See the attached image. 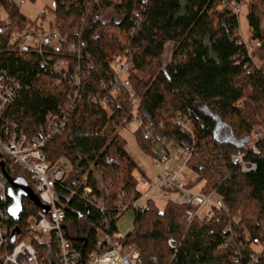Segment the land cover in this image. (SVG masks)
Instances as JSON below:
<instances>
[{"label": "trees", "instance_id": "16d2710c", "mask_svg": "<svg viewBox=\"0 0 264 264\" xmlns=\"http://www.w3.org/2000/svg\"><path fill=\"white\" fill-rule=\"evenodd\" d=\"M53 2L49 27L66 37L63 47L22 55L0 42V72L22 87L3 124L33 138L49 127L50 116H66V128L44 153L51 165L65 159L68 166L57 192L68 211L65 235L81 255V264L97 251L98 231L120 233L121 205L127 207L125 214H133V230L124 235L122 245L136 246L142 264H236V259L248 264L254 241L264 245V137L256 139L264 134V0ZM235 8L247 10L251 51L239 44ZM3 13L24 28L48 19L42 13L31 21L9 0H0V19ZM73 45L79 55L70 53ZM168 47L171 60L166 63ZM117 61L131 63L127 80L138 99L137 110L123 91L113 94L118 90L112 66ZM60 62L67 64L65 78L52 69V63ZM201 106L241 143L223 149L215 122ZM178 115L190 121L193 138L174 126ZM135 122V137L146 156L158 159V139L192 152L187 188L214 194L224 204L214 209L211 221L196 218L188 223L185 215L193 209L173 196L162 211L149 198L144 208L133 209L143 195L140 179L146 175L118 131ZM252 137L258 155L245 144ZM240 155L257 167L255 172L243 173L232 162ZM2 166L9 183L25 180L36 190L30 175L0 154ZM22 207L19 218L8 223L9 239L16 230L19 240L27 236L29 219L40 213L27 199ZM14 247L9 240L6 251ZM36 249L39 264H61L55 243Z\"/></svg>", "mask_w": 264, "mask_h": 264}, {"label": "built area", "instance_id": "2783aa9c", "mask_svg": "<svg viewBox=\"0 0 264 264\" xmlns=\"http://www.w3.org/2000/svg\"><path fill=\"white\" fill-rule=\"evenodd\" d=\"M6 40L7 45L14 48L20 54H28L33 50L43 52L44 48L62 46L66 39L56 32L41 31L32 28H22L14 26L9 22L0 25V41ZM70 52L79 53V50L73 46ZM51 63V60H49ZM65 68L64 64L56 67L52 66L55 71ZM120 74L128 71L127 65L121 63L119 66ZM128 88V84L124 83ZM20 83L12 77L0 73V152L6 155L10 161L25 170L32 177L37 185L40 200L42 204L50 208V212L42 218L41 225L49 226V232L54 235L59 243V257L61 264H81V255L73 250L71 244L65 236L64 226L67 222L68 211L61 203L60 196L57 192L59 184L66 175L64 168L65 161L62 160L55 165H49L43 155V149L56 136L61 134L66 128V116H50L49 127L43 131L39 138L28 139L22 135L17 127L9 126L7 122L3 124L4 115L10 106L14 103L21 92ZM133 99V96H131ZM104 107L105 104L103 103ZM134 110L137 107L134 106ZM4 126V127H2ZM175 127L181 129L190 137H194L189 122L181 116L175 120ZM152 135L149 129L146 130V137ZM156 149L160 150L158 162L162 166V176L158 178L155 184H150L147 178H141L140 184L147 187V191L142 195L140 201L133 206V209L139 210L146 206L147 199L152 193H158L164 200H169L172 196L178 203H182L194 209L185 215V220L192 223L197 217L203 220L211 221L215 212L214 209H222L224 204L221 199L214 194L204 195L194 192L186 186L185 170L191 159L192 152L179 150L172 143L158 139ZM255 147H253V150ZM232 162L241 168L245 173L251 172L255 167L253 164L245 162V156H235ZM10 183L0 169V222L8 219V202ZM175 191L174 194L169 192ZM90 191L86 190V194ZM74 194H72L73 196ZM121 210L125 214L127 207L121 205ZM101 213L105 212L104 208H98ZM97 255L92 254L87 264H141V254L136 247H125L123 254L115 252L117 243H121L122 236L114 235L109 239L105 234L99 235ZM170 248L175 249L176 244L173 240L168 242ZM257 248L256 254L251 256L249 264H259L264 262V246L258 240L254 241ZM7 244L3 241L0 244L2 255H0V264H39L38 257L32 252L29 246L22 245L13 249L11 253L6 251ZM11 255V256H8ZM236 259V264H239Z\"/></svg>", "mask_w": 264, "mask_h": 264}, {"label": "rangeland", "instance_id": "374dc122", "mask_svg": "<svg viewBox=\"0 0 264 264\" xmlns=\"http://www.w3.org/2000/svg\"><path fill=\"white\" fill-rule=\"evenodd\" d=\"M11 4H13L16 8H18L21 15L25 16L31 21H35L40 18L41 14L44 13L48 15V20H53V16L50 15V10L54 9V2L53 0H34V2H31L30 0H9ZM243 11V9H241ZM247 10L241 14L239 17L240 22V33L243 40L248 42L249 40V29L247 25ZM7 16L3 13L1 20L5 21L7 20ZM171 60V47H168L165 54V62L168 63ZM202 113L208 117H210L216 124V138L219 141L221 147L225 149V147L228 144H235V143H241L236 142L231 129L223 123L222 120H220L213 112L208 110L206 107L201 106L200 107ZM138 128L137 122L132 123L130 126L126 128H121L118 131V135L121 136L127 143V151L128 153L135 159L137 164L139 165L140 169L145 173L148 180H151L153 183H155V180L162 176V166L159 164L158 159L155 160L151 157L146 156L143 154L138 146L135 132ZM255 139L252 137L250 139V142H245L248 146H252ZM155 153L159 155L161 152L160 150L156 149ZM65 170H68V166H64ZM186 177V182L192 181V176L188 173L187 170L184 172ZM140 176L137 175V178ZM139 190L145 193V188L143 186H139ZM194 192H198V189H194ZM159 194H161V191L158 193H152L149 195V200H153L156 202L158 208L162 211L164 207L167 204V201L162 199ZM118 229L121 234H128L133 230V214L128 213L124 214L122 218L118 222Z\"/></svg>", "mask_w": 264, "mask_h": 264}, {"label": "bare ground", "instance_id": "6f19581e", "mask_svg": "<svg viewBox=\"0 0 264 264\" xmlns=\"http://www.w3.org/2000/svg\"><path fill=\"white\" fill-rule=\"evenodd\" d=\"M235 12H236V15L237 16H241V14L243 13L242 11H241V9L240 8H235ZM53 20H46L45 22H42L41 20L37 23V27L36 28H33L32 27V29H38V30H41V31H43V30H45V31H49V32H56V33H59V32H57V31H52V30H50V27H49V23H51ZM6 22H9V23H11L12 25H14L9 19H7V20H5V21H2L1 19H0V25L1 24H4V23H6ZM14 26H18V25H14ZM19 27H21V26H19ZM22 28H24V27H22ZM26 28H31V27H26ZM60 34V33H59ZM61 35V34H60ZM61 36H63V35H61ZM240 36H241V34H240ZM64 37V36H63ZM65 39H66V37H64ZM241 38H242V36H241ZM0 42H4L5 43V45H7V42H6V40H1ZM243 42V43H242ZM67 43V39H66V42H65V44ZM64 44V45H65ZM239 44H244L246 47H247V49L248 50H252V48H253V44H250V42L248 41V42H246L245 40H243V39H241L240 40V43ZM64 45H62V46H55V47H51V48H60V47H63ZM8 46V45H7ZM73 46H75V45H73ZM73 46H71V47H73ZM9 47V46H8ZM70 47V48H71ZM78 50H79V53H80V49L77 47V46H75ZM9 48H11V47H9ZM51 48H47V47H45L44 48V50H43V52H38L39 54H42V53H48L47 52V50H49V49H51ZM13 50H15L14 48H12ZM16 51V50H15ZM34 51H36V50H33L32 52H34ZM69 51H70V49H69ZM17 52V51H16ZM37 52V51H36ZM19 53V52H18ZM31 53V52H30ZM70 53H72V52H70ZM79 53H73L74 55H79ZM20 54V53H19ZM29 54V53H28ZM23 55V54H22ZM48 60H51V59H48ZM52 61V60H51ZM121 63H123V64H125V65H127V68H128V71L126 72V73H124V74H120V70H119V66H120V64ZM53 64V67H56V66H58L59 64H64L65 65V68H63V69H61V70H58V71H60V72H62V77L63 78H65V76H66V74H67V72H68V68H67V64L66 63H64V62H60V63H58V64H55V63H52ZM130 65H131V63H127V62H125V61H117L116 63H114L112 66H113V68H114V70H115V73H116V75H117V78H116V82H117V87H118V90H114V92H113V94H115V93H117V91H123L127 96H128V99H129V102H130V104H131V106H132V108H134V106H136V107H138V99H136V97H135V95H134V93H133V90H132V88H131V86H130V83H129V81L127 80V76H128V74H129V69H130ZM53 71L54 72H56L54 69H53ZM1 73V72H0ZM2 74V73H1ZM124 83H127L128 84V88H126L125 87V85H124ZM121 93V92H120ZM131 96H133V99H131ZM18 97V96H17ZM17 99V98H16ZM15 102V101H14ZM103 103L105 104V106H106V103H105V100H103V101H100V104L102 105V107L103 108H106V107H104V105H103ZM13 105V104H12ZM11 105V106H12ZM10 106V107H11ZM9 110V109H8ZM7 110V111H8ZM7 113V112H6ZM178 116H181V115H178ZM178 116L176 117V119L178 118ZM182 117V116H181ZM183 118V117H182ZM175 119V120H176ZM184 119V118H183ZM175 120H174V126H175ZM188 121V120H187ZM189 122V124H190V121H188ZM224 123V122H223ZM190 127H191V131H192V126H191V124H190ZM181 130V129H180ZM216 132V131H215ZM43 133V132H42ZM42 133H41V135H42ZM63 133V132H62ZM61 133V134H62ZM22 134V133H21ZM61 134H59L58 136H60ZM23 135V134H22ZM40 135V136H41ZM24 136H26V135H24ZM39 136V137H40ZM58 136H56V137H58ZM27 137V136H26ZM39 137H33V138H39ZM55 137V138H56ZM263 137H264V134H262V133H258L257 135H256V139L257 140H261V139H263ZM28 139H33V138H29V137H27ZM54 138V139H55ZM53 139V140H54ZM52 140V141H53ZM51 141V142H52ZM50 142V143H51ZM49 143V144H50ZM49 144H47V146L49 145ZM47 146L43 149V155H44V157H45V159H46V162L49 164V165H51L49 162H48V160H47V158H46V156H45V153H44V150L47 148ZM253 147H255V146H252L251 147V150H252V152L254 153V154H256V155H258L259 154V151H258V149L255 147V149L253 150ZM0 154H3V153H1L0 152ZM4 155V154H3ZM4 156H6V155H4ZM240 156H244V155H240ZM7 157V156H6ZM8 158V157H7ZM9 159V158H8ZM10 160V159H9ZM62 160H64L65 161V159H62ZM62 160H60V161H62ZM59 161V162H60ZM65 163H66V161H65ZM254 166V165H253ZM255 168L251 171V172H247L246 174H248V173H252V172H255L256 171V169H257V167L256 166H254ZM242 171V170H241ZM243 172V171H242ZM243 173H245V172H243ZM30 175V174H29ZM31 177V176H30ZM185 179H186V177H185ZM31 180H32V182L35 184V186H36V190L35 191H33L34 193H35V195L39 198V200H40V196H39V192H38V190H37V185H36V183L33 181V179H32V177H31ZM157 180H158V178L155 180V183L157 182ZM149 181V183L150 184H155V183H153L151 180H148ZM30 187V186H29ZM59 188V187H58ZM58 188H57V190H58ZM15 193H17V191L15 190ZM8 195H9V191H8ZM216 197V196H215ZM68 198H70V195H68ZM217 198V197H216ZM9 199H10V197H9ZM141 199V198H140ZM219 199V198H218ZM23 200H24V198L22 199V202H23ZM28 200V199H27ZM148 200V199H147ZM140 201V200H139ZM138 201V202H139ZM7 202H8V200H7ZM13 202V201H12ZM31 202V201H30ZM40 202H41V200H40ZM137 202V203H138ZM42 203V202H41ZM147 203V202H146ZM13 205V203L11 204V205H9V203H8V214H9V209L11 208V206ZM35 206V205H34ZM36 207V206H35ZM39 209V208H38ZM40 210V209H39ZM190 211H194V209L193 210H190ZM189 212V211H188ZM45 215V213L42 211V210H40V213L37 215V216H35V217H31L30 219H29V222H28V224H29V234L27 235V236H25V237H23V238H21L20 240H19V238H20V230H16V231H19V234H16V231H15V233H13L12 234V236L13 235H15V241H12V236L10 237V239H9V230H8V223H9V221L10 220H12L11 218H10V216L8 215V219L6 220V221H1L0 222V244L4 241L6 244H8V242H9V240H10V242L12 243V244H15V247H14V249L16 248H19L20 246H22V245H25V246H29L30 248H31V250H32V252L38 257L39 255H38V251H37V249H36V246L37 245H40V246H49V245H51L52 243H55V245H56V247H57V250H58V253H60V249H59V243H58V241H57V239L54 237V235L53 234H51L50 232H49V226L47 227V226H45V225H41V221H42V218H43V216ZM199 217H197V219H198ZM201 220H203L202 218H200ZM195 220V219H194ZM66 224V223H65ZM64 231H65V233H66V228H65V226H64ZM100 234H105L109 239H111V238H114V235H120V236H122V238H123V240H124V234H121V233H117V234H112L111 233V231H107L106 233L104 232V233H102V232H99L98 231V233H97V239H98V241H97V246H98V242H99V235ZM66 236V235H65ZM68 240V239H67ZM123 240L121 241V243H117V245H116V248H115V252L116 253H118V254H123L124 252H125V250H126V248L125 247H130V246H123L122 245V242H123ZM259 241V240H258ZM260 242V241H259ZM70 243V242H69ZM260 244H261V242H260ZM262 245V244H261ZM72 246V245H71ZM262 246H264V245H262ZM132 247H136V246H132ZM73 248V247H72ZM137 248V247H136ZM2 249V248H1ZM1 249H0V255H2V253H1ZM138 249V248H137ZM252 249H253V251H252V254L250 255V259H251V256L253 255V254H256L255 253V250H257V248L255 247V245H254V243H253V246H252ZM73 250H75V249H73ZM139 250V249H138ZM13 251V250H12ZM11 251V252H12ZM97 252H98V249H97V251L96 252H94L95 253V255H97ZM139 252H140V254H141V251L139 250ZM8 253H10V252H8ZM93 253V254H94ZM92 255V254H91ZM90 255V256H91ZM8 256H11V255H8ZM89 256V257H90ZM38 259H39V257H38ZM89 260V259H88ZM140 260H141V257H140ZM61 261V260H60ZM250 261V260H249ZM263 262V261H262ZM262 262H260V263H262ZM38 263H39V261H38ZM259 263V264H260ZM87 264V263H86ZM141 264H142V260H141ZM248 264H249V262H248Z\"/></svg>", "mask_w": 264, "mask_h": 264}, {"label": "water", "instance_id": "95a60500", "mask_svg": "<svg viewBox=\"0 0 264 264\" xmlns=\"http://www.w3.org/2000/svg\"><path fill=\"white\" fill-rule=\"evenodd\" d=\"M2 170L5 171L4 166ZM15 190L17 193H15ZM9 197L13 201V205L9 209V216L12 220H16L23 213L22 199H28L33 205L42 210L45 214L50 212V208L42 204L25 180H17L10 183ZM19 234V231H16ZM15 241V235L12 236Z\"/></svg>", "mask_w": 264, "mask_h": 264}, {"label": "crops", "instance_id": "0c3cea01", "mask_svg": "<svg viewBox=\"0 0 264 264\" xmlns=\"http://www.w3.org/2000/svg\"><path fill=\"white\" fill-rule=\"evenodd\" d=\"M147 178V177H146Z\"/></svg>", "mask_w": 264, "mask_h": 264}]
</instances>
